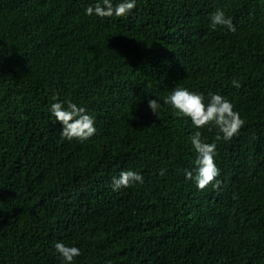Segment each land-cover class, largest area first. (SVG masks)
I'll return each mask as SVG.
<instances>
[{"label":"trees","instance_id":"1","mask_svg":"<svg viewBox=\"0 0 264 264\" xmlns=\"http://www.w3.org/2000/svg\"><path fill=\"white\" fill-rule=\"evenodd\" d=\"M97 2L0 0V264H64L58 242L81 250L74 264H264V0L87 16ZM217 9L235 32L210 29ZM176 87L223 96L244 127L215 141L164 103ZM69 100L92 138L61 137L51 105ZM196 131L217 143L219 189L185 176ZM124 170L144 183L113 191Z\"/></svg>","mask_w":264,"mask_h":264},{"label":"clouds","instance_id":"2","mask_svg":"<svg viewBox=\"0 0 264 264\" xmlns=\"http://www.w3.org/2000/svg\"><path fill=\"white\" fill-rule=\"evenodd\" d=\"M135 8L136 0H122L115 6L112 0H99L94 6L89 5L85 14L89 17L95 15L102 19L113 16L127 18ZM210 21L209 27L212 31L217 30L218 27H225L232 32L236 31L232 19L227 17L222 9H217L211 15ZM232 85L237 89L241 87L235 78L232 80ZM66 103L67 109L63 103L57 102L51 105L52 115L63 125L61 137L68 141L76 139L81 142L92 138L97 132L95 118L88 114L86 108L77 106L71 100ZM148 103L152 112L158 115L160 103L155 99L149 100ZM164 103L170 104L177 110L175 115L190 118L193 126L197 129H207L209 132L216 129L217 134L214 140L217 142L232 140L245 125V121L234 109V105L219 94L209 93V99L205 102V97L202 94L176 87ZM201 137V131H196L191 137V144L198 153V157L195 161V174L193 171L185 169V176L188 180L194 181L201 191L209 186L219 189L222 182L218 180V177L221 173L214 159L217 155V143H205ZM160 175H165L164 169L160 170ZM137 182L144 183L141 174L132 170H124L120 172L118 178L112 179L111 187L113 191H119L130 188ZM55 249L61 255L64 264H74V259L82 255L79 248L66 246L62 242L56 243Z\"/></svg>","mask_w":264,"mask_h":264}]
</instances>
